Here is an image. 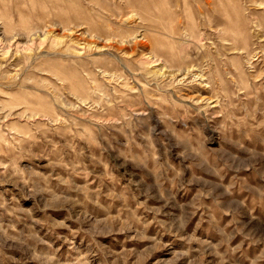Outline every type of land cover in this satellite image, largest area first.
<instances>
[{"label":"rangeland","instance_id":"rangeland-1","mask_svg":"<svg viewBox=\"0 0 264 264\" xmlns=\"http://www.w3.org/2000/svg\"><path fill=\"white\" fill-rule=\"evenodd\" d=\"M0 264H264V0H0Z\"/></svg>","mask_w":264,"mask_h":264}]
</instances>
